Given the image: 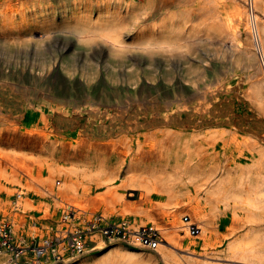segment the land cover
Returning <instances> with one entry per match:
<instances>
[{"label": "bare ground", "instance_id": "obj_1", "mask_svg": "<svg viewBox=\"0 0 264 264\" xmlns=\"http://www.w3.org/2000/svg\"><path fill=\"white\" fill-rule=\"evenodd\" d=\"M107 1L111 2L104 0L97 7L106 12L104 17L108 22L92 20L94 29L86 23L76 29L79 36L88 32L95 35L93 32L96 31L106 45L118 51L124 47V43L115 35L119 25L114 16L122 8L129 11L130 6L119 0H113L108 6L105 5ZM243 1L238 0L224 20L219 14L223 0H203L201 9L211 13L220 23L221 26L216 29L220 42L223 43L225 39L230 41L231 53L235 54L244 69L249 96L255 101L258 114L264 116V76L260 59L249 48L251 41L256 42L264 60V0H251L252 9L254 3L258 13L249 12L241 3ZM48 12L53 14L52 10ZM19 13L20 16L25 14L24 11ZM82 14L81 9L75 6L58 12L62 20L73 23L79 21ZM88 16V13L84 16L85 22ZM169 30H174V27ZM144 43L146 46L142 49L149 52L160 45L158 42ZM25 55L28 54H21L20 51L4 53V56L15 60ZM0 56L4 57L3 54ZM61 68L71 76L70 64L61 65ZM193 79L182 85V91L189 87L193 91L198 82L197 78ZM0 82V91L14 88L5 81ZM67 87L59 86L60 89L52 92L49 86L41 99L25 107V115L37 118L26 124L23 123V113L14 116L0 104V185L2 180L10 177L18 182L15 208L22 213L30 211L33 204L23 195L46 193L57 199L58 207L69 209L61 214V228L55 230V234H60L57 235L61 239L59 245L55 249L48 247L46 253L59 255L61 261L67 255H79L76 249L80 247V241L75 240V244L71 245L67 237L74 240L72 234L83 231L87 227L86 222L99 213L97 209H102L103 212L99 214L103 219L117 216L131 219L132 227L148 224L154 227L151 223H155L157 228H154L163 233L165 242L162 243L161 239L152 251L165 264H171L169 249H180L179 230L187 224L190 235V224L198 225L201 239L210 245L208 241L213 219L209 217V212L214 203H239L246 215L243 224L263 220L264 213L258 218L253 217L261 190L248 185V173L243 174L236 184L221 177V161L215 150L216 136L211 130L215 111L212 96L227 89L226 86L221 85L213 90L208 85L202 90L195 88L196 95L173 96L163 100L98 96L90 84L84 94L78 95ZM258 136L263 142L264 139ZM153 162L158 164L152 165ZM171 162L175 164L171 166ZM8 169L11 173L9 177L5 174ZM44 171L48 177L42 180ZM21 177L26 180L24 184H20ZM58 180L63 182L57 184ZM93 188L104 190L91 196ZM119 190L139 191V200L148 207L139 210L128 205L126 197L133 196V193L125 194ZM0 191H3L1 186ZM153 196L161 200L152 201ZM254 196H258L256 201L252 198ZM42 211L44 217H48V206H44ZM183 211L190 216L191 222L188 216V220L180 219ZM71 213L74 219L69 217ZM13 217V223H23L22 214L13 213ZM158 219L170 221L160 224ZM261 238H255L258 245L262 244ZM91 239L96 242L95 245L102 241L106 243L98 233ZM256 246L248 238L232 242L228 249L236 256L243 254V250L249 253L258 251ZM207 256L204 257L210 258ZM92 257V261L84 260L83 264H143L139 261L140 252L131 249L109 247ZM258 257L261 260L259 263L264 264V253L258 252ZM39 259L48 260L45 255ZM147 259H150V255ZM174 260L175 264H216L212 260L185 255H179V259ZM224 260L238 262L235 259Z\"/></svg>", "mask_w": 264, "mask_h": 264}, {"label": "rangeland", "instance_id": "obj_2", "mask_svg": "<svg viewBox=\"0 0 264 264\" xmlns=\"http://www.w3.org/2000/svg\"><path fill=\"white\" fill-rule=\"evenodd\" d=\"M103 1L0 0V55L16 51L28 54L19 60L0 56V80L14 87L0 91V104L4 106V110L12 112L14 116L23 113L24 124L36 120V116L25 115V107L36 99H41L44 96L42 93L48 92L49 86L52 87V92L60 89L59 86H68L76 94L82 95L90 84L96 89L98 96L157 100L196 95L195 88L202 90V87L208 85L213 90L221 85L226 86L227 89L215 92L212 96L215 111L211 130L216 136L215 150L221 161V177L236 184L243 174L248 173V185L257 186L261 190L258 207L253 209L256 215L253 217L261 216L264 213V141L260 142L258 135L264 139V116L258 114L255 101L249 96L244 69L235 54L231 53L230 41L225 39L223 43L220 42L217 32L220 23L215 21L211 13H205V9H201L203 0H119L130 8L129 11L122 8L117 12L118 16H114L119 25L115 35L124 43V47L113 51L96 35V31L93 32L95 35L88 32L79 36L76 29L85 23L94 29L92 20L108 22L104 17L106 12L97 7ZM109 1L111 2L107 1L105 5L110 6L113 0ZM236 2L238 0H223L219 9L221 19L224 20L233 11ZM241 3L249 12L258 13L254 3L252 9L251 0ZM73 6L81 9L84 13L82 18L76 20V23L62 20L58 12ZM50 10L53 14L48 12ZM20 11L25 14L20 16ZM87 13L90 16L85 22L84 16ZM171 27L174 30H169ZM144 42H158L160 45L149 52L142 49L146 46ZM249 48L260 59L264 76L263 54L254 41H251ZM66 64H70L71 76L61 68V65ZM193 77L198 80L193 91L190 87L185 92L182 91V85L189 83L188 80H194ZM86 78L89 80L86 81ZM137 80L139 81L134 84ZM182 162L183 159L180 163ZM157 164L153 162L152 165ZM174 164L175 162L171 166ZM43 173L42 180L47 179L48 173ZM5 174L11 175L10 170L5 171ZM15 180L12 181L10 177L2 180L0 185L3 190L0 191V228L5 224L10 226V238L15 247L21 245L27 248L42 241L45 236V240L55 241V236L60 235L55 234V230L61 228V214L69 209L58 207L57 199L46 193H27L23 196L31 201L33 209L25 213L18 211L14 202L18 197L16 191L19 184ZM25 182L21 177L20 184ZM62 182L63 180L56 181L57 184ZM103 190L93 188L90 195L96 196ZM119 191L133 193V196L126 197L128 205L139 210L148 207L139 200V191ZM258 196L252 197L253 200L256 201ZM151 200L160 201L161 198L153 196ZM44 206L49 208L48 217H44ZM213 206L209 212V217L213 219L208 241L210 245L201 239V231L197 236H191L187 224L179 230L180 249H169L172 254L171 264H175L174 258L179 259V255L208 259L216 264H260L258 252L264 253V217L263 220L246 225L243 224L246 215L239 203L226 205L219 201ZM233 210L236 216L233 215ZM96 211L103 212L102 209ZM13 213L22 214L21 225L13 223ZM184 216H188L185 211L179 217L184 219ZM188 217L191 222L190 216ZM131 218L133 219L132 216ZM157 221L167 224L170 220ZM151 224L157 228L155 223ZM159 233L164 243V235L160 230ZM257 236H262L260 245L257 240L255 242ZM248 238L254 241L258 251L249 253L243 250V254L236 256L229 251L232 242ZM96 246L97 249L88 248L87 252L80 255L66 254L63 261L62 258L46 259L47 262L42 259L34 260L29 251L18 258L20 264H83L84 260L92 261V256L106 248L116 247L140 252L139 261L143 264H165L156 252L127 246L121 242L107 244L102 241ZM148 255L150 259H147ZM206 255L210 258L204 257ZM14 259L15 254L3 247L0 240V264H18L19 261L16 263ZM224 259H235L238 262Z\"/></svg>", "mask_w": 264, "mask_h": 264}, {"label": "built area", "instance_id": "obj_3", "mask_svg": "<svg viewBox=\"0 0 264 264\" xmlns=\"http://www.w3.org/2000/svg\"><path fill=\"white\" fill-rule=\"evenodd\" d=\"M73 216V213L69 215L70 218H73ZM184 219L188 220L187 216H185ZM132 223L133 221L131 219L120 218L118 216L103 219L101 214L98 213L91 221L88 220V222H86L87 227L83 231H76L72 234V238L74 240H70L69 237H67V240L71 245L75 244V240L80 241L81 245L76 249L78 253H76V251L74 252L79 255L87 252L89 250L88 248L97 249V246L95 245L96 242L91 239L92 236H95V233L100 234L103 239L106 240L105 242L107 244L111 242H121L127 246L135 248H143L151 251L155 250L156 245L161 241L159 232L152 225L148 224L144 226L141 225L138 227H132ZM189 230L193 236L200 232V228L195 223L190 224ZM10 235V226L6 224L5 226H1V244L3 247H6L8 251H12V253L15 254L14 262L16 261V263L19 261V255H24L25 252L28 251L33 256L34 260L39 259L43 255H45V258L51 260H61L59 255H50L49 253H46L48 247H53L55 249L59 245L61 239H58V236H55V241H38L37 243L31 244L25 248L21 245H16L15 247ZM18 264H20V261Z\"/></svg>", "mask_w": 264, "mask_h": 264}]
</instances>
